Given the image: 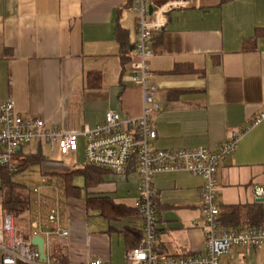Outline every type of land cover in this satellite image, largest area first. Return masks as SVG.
<instances>
[{"label": "crops", "instance_id": "1", "mask_svg": "<svg viewBox=\"0 0 264 264\" xmlns=\"http://www.w3.org/2000/svg\"><path fill=\"white\" fill-rule=\"evenodd\" d=\"M132 2L0 0V101L12 99L21 115L69 132L95 127L108 110L141 115L142 88L132 80L137 41ZM150 43V78L160 104L152 115L154 146L215 150L232 131L241 132L218 170L220 220L237 229L264 224L263 201L252 195L254 184H264V119L245 130L264 111V0H189L167 14ZM31 144L34 149L23 150L24 157L42 162L47 179L82 170L73 178L74 194L61 198L59 187L50 184L70 231L52 239V262L102 258L104 264H128L127 251L143 235L135 205L136 162L121 171L90 166L81 140L72 154L80 162L68 164L61 156L50 158L56 148ZM203 182L181 170L154 175L159 253L205 250L198 224ZM240 248L243 254L253 249Z\"/></svg>", "mask_w": 264, "mask_h": 264}, {"label": "built area", "instance_id": "2", "mask_svg": "<svg viewBox=\"0 0 264 264\" xmlns=\"http://www.w3.org/2000/svg\"><path fill=\"white\" fill-rule=\"evenodd\" d=\"M189 0H133L132 8L137 14V41L134 47L132 80L142 88L143 112L136 117H124L120 112L108 110L104 121L93 128L66 131L47 126L46 121L16 112L12 99L0 101V169L13 174L19 170L24 157L23 148L35 141L58 148L62 154L76 153L83 140L85 162L89 165L116 171L125 169L135 161L139 173L136 208L143 219V235L137 245L127 251L128 264H222V257L232 247L264 249V224L227 228L220 220L221 207L218 200V170L220 163L231 155L237 146L241 132L232 131L218 149L205 146L182 149H160L154 146L157 130L152 115L160 108L157 86L152 82L149 60L153 56L151 37L166 25L167 14L185 8ZM152 6V12L150 7ZM264 119V111L245 128ZM19 156L21 159L19 160ZM181 170L203 178L201 208L203 215L198 221L205 235V250L201 253L181 255L161 254L157 250V223L159 211L156 206L158 190L154 175L159 171ZM46 187L54 186L48 184ZM42 187L32 192L35 211L28 222L29 234L17 233L16 218L3 214L0 225V264H55L49 257L54 237L70 234L63 225L62 205L59 195L48 198L41 193ZM254 200L264 199V184L252 187ZM44 238L46 259L41 258L32 238ZM80 264H104L102 258L88 259Z\"/></svg>", "mask_w": 264, "mask_h": 264}, {"label": "rangeland", "instance_id": "3", "mask_svg": "<svg viewBox=\"0 0 264 264\" xmlns=\"http://www.w3.org/2000/svg\"><path fill=\"white\" fill-rule=\"evenodd\" d=\"M35 145H26L23 150L27 151L30 149H34ZM49 153V152H48ZM50 158H56L58 156H61L62 159L66 163H72L75 164L78 162V155H72V154H66L62 155L58 148H56L53 152L48 154ZM21 157L19 156V160ZM29 159V158H28ZM27 158L22 160V163L24 164L23 167L13 173L11 175V180L15 183H18L19 187L26 188L30 190H34L36 187H42L41 193L43 195H46L48 198H50L53 195V189L51 187H46L48 185V179L47 175H45L43 172H45L44 164L40 161H29L30 163H27ZM85 160V158H84ZM80 162V160H79ZM2 179L0 177V187L2 186ZM1 197V194H0ZM0 205H1V198H0ZM262 205L264 207V201L262 202ZM4 212L1 211L0 206V225L2 223ZM16 218L17 223V233L18 236L20 234H29V225L27 220L26 213H21L19 215H14ZM245 251V248L240 247H232L229 254L224 255L222 258L225 259L226 264H264V249H252L249 254L246 252V254H243ZM233 256V257H232Z\"/></svg>", "mask_w": 264, "mask_h": 264}, {"label": "trees", "instance_id": "4", "mask_svg": "<svg viewBox=\"0 0 264 264\" xmlns=\"http://www.w3.org/2000/svg\"><path fill=\"white\" fill-rule=\"evenodd\" d=\"M26 161L29 164V161L35 162L36 160L27 159ZM23 165L24 164L21 162L19 165V170L23 167ZM81 172L82 170L79 169L69 173H62L58 175L59 177L54 179L49 178L48 183L57 185V187H59L60 197L63 198L75 193L73 178L75 175ZM0 177L3 181L2 186L0 187L1 211H3L4 214L11 213L13 215L26 213L27 220L29 222L36 207L35 197L31 190L19 187L18 183H15L11 180L10 173L4 169H0Z\"/></svg>", "mask_w": 264, "mask_h": 264}, {"label": "water", "instance_id": "5", "mask_svg": "<svg viewBox=\"0 0 264 264\" xmlns=\"http://www.w3.org/2000/svg\"><path fill=\"white\" fill-rule=\"evenodd\" d=\"M150 11L152 12V6L150 7ZM260 201H264V199H262ZM32 242H33V244L38 246L39 251L41 253V258L43 260H45L46 259V253H45V248H44V243H45L44 238L41 236H34L32 238Z\"/></svg>", "mask_w": 264, "mask_h": 264}]
</instances>
